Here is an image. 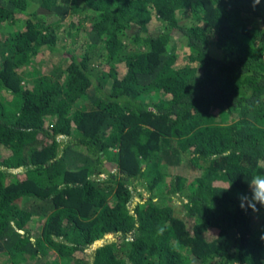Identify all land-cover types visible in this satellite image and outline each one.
<instances>
[{
    "label": "trees",
    "instance_id": "obj_1",
    "mask_svg": "<svg viewBox=\"0 0 264 264\" xmlns=\"http://www.w3.org/2000/svg\"><path fill=\"white\" fill-rule=\"evenodd\" d=\"M257 173L264 0H0V264H264Z\"/></svg>",
    "mask_w": 264,
    "mask_h": 264
},
{
    "label": "rangeland",
    "instance_id": "obj_2",
    "mask_svg": "<svg viewBox=\"0 0 264 264\" xmlns=\"http://www.w3.org/2000/svg\"><path fill=\"white\" fill-rule=\"evenodd\" d=\"M50 19L53 20V19H55V17L53 15H51V16H49V18L47 19V21H49ZM181 21L183 23L188 24L189 19H188V17H185L184 16V17H181ZM1 34H2V32H1ZM179 35H180V33H179L178 30H174L173 31V34L171 36V40L169 41V47L174 46L175 51L179 54L178 61L184 62V61H186V55H185V53H186L187 49L184 47V44L181 41ZM65 39L67 40V37H63V40H65ZM82 40L83 41L85 40L84 34H81L78 37V41L79 42H81ZM59 55H62V54L56 53V54H53V56L50 55V57H51L50 59H52L53 62H57L59 60L58 58H60ZM47 56H48L47 53L39 56V60H41L39 62V68L43 69V67L45 66V64L49 63V60L50 59ZM112 150H115V149L112 148ZM163 170H164V172H166L168 174L167 175L168 177L169 176L170 177L171 176H174L175 173H176V175L177 174H181L183 176L184 175L189 176V175L193 174V172L191 170H189L187 167H184V166H182V167H180V166H168V168L164 167ZM138 188L141 190L142 195L146 194L147 191L144 188H142L141 186H139ZM160 189L161 188H159L158 190H160ZM173 197H174L175 203H179L180 199L176 195H173ZM140 198H141V193H139L138 191H133V193H132V201L131 202L132 203H135ZM130 206H131V204H130ZM40 222H41L40 218H34V219H32L30 221V227L32 228L31 229V233H32L33 236H36L37 234H39L40 225H41ZM116 238L117 237H116V235L114 233L109 232L106 235H104V237H102V238L98 239L97 241H95L92 244V246L87 249V253L89 255V262L88 263L80 262L78 264H91V260H92L91 253H92L93 249L95 247L101 245L104 242L111 241V240H114ZM51 258H52V253H48L47 255H44V256L40 257L39 260H37L35 263H42L43 260H45V259L51 260Z\"/></svg>",
    "mask_w": 264,
    "mask_h": 264
},
{
    "label": "clouds",
    "instance_id": "obj_3",
    "mask_svg": "<svg viewBox=\"0 0 264 264\" xmlns=\"http://www.w3.org/2000/svg\"><path fill=\"white\" fill-rule=\"evenodd\" d=\"M253 7L260 3V0H252ZM249 191L248 193H243L238 195L240 201V207L242 209L250 208L254 213L259 211L257 205L260 208H264V173H257L253 178L247 182ZM230 184L225 189L227 190ZM264 240V235L261 236Z\"/></svg>",
    "mask_w": 264,
    "mask_h": 264
}]
</instances>
